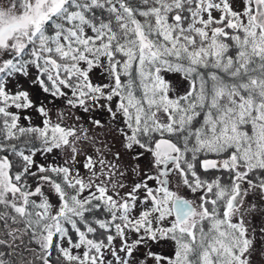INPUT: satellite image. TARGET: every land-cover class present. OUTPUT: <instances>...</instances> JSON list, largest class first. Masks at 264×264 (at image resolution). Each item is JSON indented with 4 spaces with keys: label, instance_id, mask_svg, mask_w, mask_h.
I'll use <instances>...</instances> for the list:
<instances>
[{
    "label": "snow or ice",
    "instance_id": "1",
    "mask_svg": "<svg viewBox=\"0 0 264 264\" xmlns=\"http://www.w3.org/2000/svg\"><path fill=\"white\" fill-rule=\"evenodd\" d=\"M30 75L70 109H106L150 166L126 183L119 152L89 154L88 130L43 106L42 127L21 125L10 109L33 105L8 84ZM54 151L63 164L35 160ZM250 194L264 200V0H0V221L23 223L44 264L54 238L58 264H254ZM101 206L107 219L86 218Z\"/></svg>",
    "mask_w": 264,
    "mask_h": 264
},
{
    "label": "rangeland",
    "instance_id": "2",
    "mask_svg": "<svg viewBox=\"0 0 264 264\" xmlns=\"http://www.w3.org/2000/svg\"><path fill=\"white\" fill-rule=\"evenodd\" d=\"M164 78L170 81L172 88L175 93L182 94L188 88V81L184 80L180 74L176 73H165L163 74ZM34 79L33 75L29 77H18L17 80L11 81L8 84V90L11 93H16L17 91H26L29 94V99L32 102L33 107L17 110L15 108L10 109V111L18 112L20 116V124L23 126H37L42 127L43 117L39 114L37 109L41 106L45 107L48 110L49 115L52 118L53 123L61 122L58 120L59 114L63 113V125L65 126H79L83 129L88 130L89 135L94 138L95 143L89 144L87 146V151L89 154L94 155V148H100L103 151L108 159H112V153H120V162L127 168V180L125 181L128 184L134 182L137 177L131 171V167L139 165V168L146 170L150 166V159L146 153L144 157L134 160L133 155L135 152L141 151L139 148H135L132 151H128L124 147V137L120 136L117 132L118 128L123 127V123L117 119L112 120L110 114L103 107H96L90 112H84L82 109H70L65 102V98H54L48 93L42 91L38 84H34L32 81ZM93 83H108L105 75L102 74L100 69H95L92 74ZM174 94V93H170ZM103 103V102H102ZM115 104V101H113ZM29 117L31 124L29 125V120L25 119ZM79 117L77 120L76 118ZM99 120L102 127H95L92 121ZM83 160V157L80 158ZM35 160L40 164H63L64 156L59 151H54L53 153L47 155H41L37 152ZM34 170V169H33ZM83 174V172H82ZM35 187V184H33ZM45 191H49L45 189ZM50 194V193H49ZM88 193L85 192L86 196ZM183 195H188V193H182ZM249 202L255 203L257 205L256 211L250 212L245 216V223L248 228V236L253 238L254 247L256 253L254 254L253 260L254 264H261L260 252L264 251V200H261L258 195L250 194L246 198L245 207H248ZM52 203H57L55 196H52ZM94 204H97L98 201H93ZM100 203V202H99ZM3 210V209H0ZM10 214L11 210H8ZM18 222H13L11 219L5 223L0 221V225L4 226L5 235L1 232L0 237L6 236L9 240L13 235L10 233L15 232L14 242L10 252L17 254L21 260V264H37L38 260L43 256L44 250L41 248L39 243H35L33 246L32 240L36 242L37 240L33 238L31 233L28 231L21 232L19 230L23 229V226H16ZM21 223V222H20ZM1 229V226H0ZM8 236H10L8 238ZM75 238V234H73ZM96 238L100 239V235H97ZM135 237L133 236L132 239ZM38 242V241H37ZM119 244V240L115 241ZM170 241L161 240L158 244L152 245V250L160 254H169L171 248L169 247ZM61 246L68 247L67 241H62ZM20 247L22 253L16 252L15 248ZM141 259L143 258L142 253H137Z\"/></svg>",
    "mask_w": 264,
    "mask_h": 264
},
{
    "label": "trees",
    "instance_id": "3",
    "mask_svg": "<svg viewBox=\"0 0 264 264\" xmlns=\"http://www.w3.org/2000/svg\"><path fill=\"white\" fill-rule=\"evenodd\" d=\"M37 143H39V142L37 141ZM213 172H215V170H210V172L205 174V175H211ZM216 175L222 176L223 179L227 178L226 173L221 174L219 172H216ZM108 215L109 214L104 210L103 206H101L99 209H94L91 212L85 213L86 218L92 222H94L96 219H101V220L107 219ZM16 224H17L16 226H18V227H20V226L25 227V225L23 223L18 222ZM0 226H1L0 233L2 232L5 235V233L7 231L3 232L4 226L3 225H0ZM29 233H31V232H29ZM70 234L73 235L74 233H70ZM97 235H100V239H103L106 234L104 233L103 230L98 229L97 232L95 233V236H97ZM9 237L10 236H8V238ZM13 242H14L13 237H11L9 240L7 239L6 236L0 237V260H3L4 264H21V260L19 259V256L17 254H15V252L14 253L10 252V249L13 246L12 245ZM32 242H33V246L35 245V243L36 244L38 243L37 241L35 242L34 239L32 240ZM15 249H16V252L22 253L20 250V247H18V248L16 247ZM20 255H23V253ZM58 256H59V254H58V251L56 248V240L54 238L52 255L47 256L46 258L48 259L49 264H58ZM30 263L32 264L33 261L32 262L30 261ZM37 264H44V260L42 259V257L38 260Z\"/></svg>",
    "mask_w": 264,
    "mask_h": 264
}]
</instances>
